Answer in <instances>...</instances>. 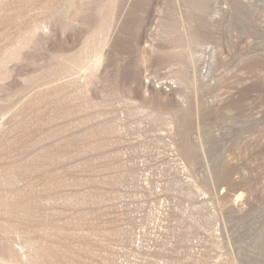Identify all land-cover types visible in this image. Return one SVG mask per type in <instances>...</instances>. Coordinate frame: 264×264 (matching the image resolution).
Wrapping results in <instances>:
<instances>
[{
    "label": "rangeland",
    "instance_id": "rangeland-1",
    "mask_svg": "<svg viewBox=\"0 0 264 264\" xmlns=\"http://www.w3.org/2000/svg\"><path fill=\"white\" fill-rule=\"evenodd\" d=\"M0 264H264V0H0Z\"/></svg>",
    "mask_w": 264,
    "mask_h": 264
}]
</instances>
